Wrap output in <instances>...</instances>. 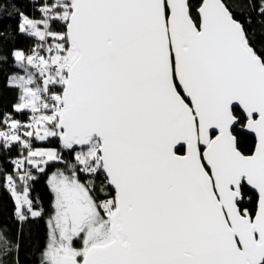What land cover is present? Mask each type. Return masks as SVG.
<instances>
[{"label":"snow or ice","instance_id":"obj_1","mask_svg":"<svg viewBox=\"0 0 264 264\" xmlns=\"http://www.w3.org/2000/svg\"><path fill=\"white\" fill-rule=\"evenodd\" d=\"M29 2L0 181L19 225L47 216L39 264H264V0ZM0 264H21L3 228Z\"/></svg>","mask_w":264,"mask_h":264},{"label":"trees","instance_id":"obj_2","mask_svg":"<svg viewBox=\"0 0 264 264\" xmlns=\"http://www.w3.org/2000/svg\"><path fill=\"white\" fill-rule=\"evenodd\" d=\"M24 11L36 16L29 0H0V53L8 56V62L0 64V109H9L16 101V92L7 85V78L13 71L11 56L9 55L13 49L24 48L27 50L32 41L25 38L17 32V21L19 19L18 12ZM239 18L244 19L249 16L247 11L237 9ZM252 23L248 25L250 32L254 33L255 43L258 48H264V27L256 19L255 15L251 16ZM254 145V138L250 135H244V146L246 150H250ZM40 146L39 144L37 145ZM58 143L54 142L47 147H57ZM6 155V153H5ZM16 155L13 150L12 156ZM71 159L70 156H67ZM9 171L11 166L4 163ZM54 168L49 169V173ZM38 179L33 184L32 195L38 198L39 203L50 212L52 195L47 186V174H37ZM15 204L10 192L2 186L0 181V228L6 229L8 234L14 240H18L21 244V264H39L40 252L44 248L47 236V225L45 216L42 219L30 220L22 226L18 224L15 215ZM22 228V231H21Z\"/></svg>","mask_w":264,"mask_h":264},{"label":"water","instance_id":"obj_3","mask_svg":"<svg viewBox=\"0 0 264 264\" xmlns=\"http://www.w3.org/2000/svg\"><path fill=\"white\" fill-rule=\"evenodd\" d=\"M245 134L250 135L251 137L254 138V135L253 134H250V133H245Z\"/></svg>","mask_w":264,"mask_h":264}]
</instances>
